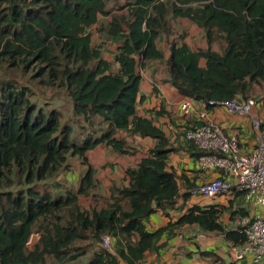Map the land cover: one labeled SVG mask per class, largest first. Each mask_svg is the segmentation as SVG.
<instances>
[{
    "label": "trees",
    "instance_id": "obj_1",
    "mask_svg": "<svg viewBox=\"0 0 264 264\" xmlns=\"http://www.w3.org/2000/svg\"><path fill=\"white\" fill-rule=\"evenodd\" d=\"M119 1L124 5L115 8ZM177 19L197 25L207 43L195 50L171 42L168 82L179 94L208 106L254 99L253 88L264 89V0H0V69H30L32 80L64 89L73 115L99 128L78 138L58 110L36 106L27 84L0 77V264H141L163 232L185 225L233 245L246 242L221 223L232 206H193L153 232L145 224L158 210L168 215L196 187L182 192V178L168 168L175 148L152 120L136 115L139 65L162 61L157 42L172 35ZM95 25L117 43L113 62L93 43ZM123 130L152 138L155 146L138 169L127 170L128 185L113 189L107 207L85 209L79 196L96 186L86 155L100 145L130 154L126 140L116 137ZM186 145L196 158L203 154ZM69 157H79L87 169L77 191L62 194L52 181ZM236 216L233 211L232 220ZM106 235L115 240L114 252L102 246Z\"/></svg>",
    "mask_w": 264,
    "mask_h": 264
},
{
    "label": "crops",
    "instance_id": "obj_2",
    "mask_svg": "<svg viewBox=\"0 0 264 264\" xmlns=\"http://www.w3.org/2000/svg\"><path fill=\"white\" fill-rule=\"evenodd\" d=\"M96 26L98 25L92 28ZM199 30L204 35V42L199 47L192 48L195 50L207 47L205 33L201 29ZM95 33L96 31L92 32V40L96 36L94 35ZM174 38L180 45L186 44L190 46L187 42L188 38L182 40V34L180 38L177 37L176 33L169 36L162 34L157 42L158 48L163 53L162 61L141 63L139 65L138 71L141 80L136 115L152 120L154 125L160 128L169 138L176 151L169 155L168 168L182 178L179 180V184L182 192H185L189 186H197L213 179L216 173L203 172L197 169L194 151L182 140L184 130L190 126V121L183 118L180 111V105L186 97L179 94L177 89L168 82L166 66V61L170 55V44ZM93 43L103 45V58L106 61H114V55L117 52L115 42V44H111L113 46H110L111 41L105 43H95L93 41ZM106 49H111L112 53L105 52ZM204 64L205 62L201 61V65ZM113 67L115 70L118 69L116 64ZM252 95L264 98V89L260 86H255ZM253 112L264 122L263 104L259 103L255 106ZM209 114L227 133L238 134L244 154H250L254 150L259 132L253 128L250 118L230 115L223 109H209ZM116 137L126 140L130 154H117L111 148L100 145L86 155L88 163L94 169L96 185L98 183L103 185L104 197L107 199L106 205L103 207L98 205L96 207V204H93L94 201L89 198V204H93V208L96 209L105 208L112 202L113 189L128 185L127 170L138 169L141 160L147 157L149 151L155 146V141L152 138L132 136L129 131H119ZM213 204L226 207L232 206L231 210L221 218V223L227 228H232L238 217L243 215L242 213H247L243 210L245 204L239 194L216 199L190 195L187 200L179 199L176 208L169 211L168 215L164 214L162 210H158L145 220V224L147 229L153 232L175 222L193 206L204 207ZM233 211L237 212L235 220L231 218ZM156 246L157 250L148 252L141 264H210L212 259L213 261L218 259L219 262L227 263L228 257L231 256L232 258L228 242L225 241L222 235L205 233L196 225L172 227L166 230L161 234ZM114 247L115 240H113V252ZM231 261L228 260V262Z\"/></svg>",
    "mask_w": 264,
    "mask_h": 264
},
{
    "label": "built area",
    "instance_id": "obj_3",
    "mask_svg": "<svg viewBox=\"0 0 264 264\" xmlns=\"http://www.w3.org/2000/svg\"><path fill=\"white\" fill-rule=\"evenodd\" d=\"M255 99L209 101L207 104L186 97L180 105L183 118L190 121L182 140L203 152L196 158V168L215 172L216 176L194 187L192 196L208 199L239 194L247 213L240 215L231 229L246 236L242 245L228 243L231 264H264V122L253 112ZM209 109H223L230 115L252 120L259 132L256 147L250 154L242 152L238 134L227 133L210 116ZM102 246L113 252V238L104 236Z\"/></svg>",
    "mask_w": 264,
    "mask_h": 264
},
{
    "label": "rangeland",
    "instance_id": "obj_4",
    "mask_svg": "<svg viewBox=\"0 0 264 264\" xmlns=\"http://www.w3.org/2000/svg\"><path fill=\"white\" fill-rule=\"evenodd\" d=\"M112 4V2H111ZM119 5H124V1H119V3L115 2L113 3V6L115 8H119ZM113 13H119L121 14V11L114 10ZM111 16V15H110ZM111 18V17H110ZM109 18V19H110ZM175 22V21H174ZM101 26L98 25L95 28H92V32L96 33L94 35L93 41L95 43L97 42H107L106 36L104 33H101L100 31ZM173 30L174 32L172 35L176 33L177 37H181L182 34V40L187 39L188 44L191 46V48H197L204 42V35L198 27L187 20L184 19H178L175 23H173ZM99 38V39H98ZM178 38V39H179ZM173 40H176L174 38ZM110 42V41H109ZM110 46H113L111 44H115L113 41H111ZM117 45V43H116ZM189 46V47H190ZM214 48L217 50H220L219 43L214 44ZM111 49H106L105 52H109L110 54L112 51ZM14 76L16 79L19 80V82L27 84L29 88L32 90V101L36 104V106H44L46 109L50 110H58L62 116L61 122L62 124H68L73 127V129L76 131V135L78 138L81 139V135H87L91 134L94 135L99 131V128L97 126H90L87 124L82 118L76 117L72 113V104L70 102L69 97L67 96L66 91L60 87H53L51 85H46L45 83H42L40 80H32V72H30V69L28 70H18L17 72L8 70V69H0V77H10ZM255 100H257L262 105L263 98L255 97ZM67 168L62 170L52 182H56L59 184V191L62 194H66L67 191L76 192L79 188L80 180L82 176L84 175L86 171V166L83 164L82 160L79 157H69ZM104 191H103V185L97 184L91 191L89 196H79V204L84 207L85 209H93V204H96V207L99 205L100 207H103L106 205V197H104ZM89 198H91V201H94L93 204H89ZM87 207V208H86ZM38 240V235L34 234L31 238V241L29 243V247L32 248V246L36 243ZM100 247L101 243H98ZM218 258V257H215ZM214 258V259H215ZM228 260H232L231 256L228 257L227 263L219 262L218 259L213 261V259L210 261V264H231V262H228Z\"/></svg>",
    "mask_w": 264,
    "mask_h": 264
}]
</instances>
